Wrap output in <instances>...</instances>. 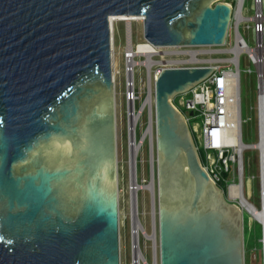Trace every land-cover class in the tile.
I'll use <instances>...</instances> for the list:
<instances>
[{"label": "water", "instance_id": "1", "mask_svg": "<svg viewBox=\"0 0 264 264\" xmlns=\"http://www.w3.org/2000/svg\"><path fill=\"white\" fill-rule=\"evenodd\" d=\"M212 1L0 0V264H120L109 19L142 18L155 47H222L232 11ZM212 73L154 82L159 264H245L242 215L172 104Z\"/></svg>", "mask_w": 264, "mask_h": 264}, {"label": "rangeland", "instance_id": "2", "mask_svg": "<svg viewBox=\"0 0 264 264\" xmlns=\"http://www.w3.org/2000/svg\"><path fill=\"white\" fill-rule=\"evenodd\" d=\"M230 0H213L209 5L216 3L229 2ZM250 2L246 1L245 7L249 8ZM245 16L251 15V12H244ZM138 18V17H132ZM135 19L130 22L132 34L126 32L125 22L113 24L115 30V60L119 71H117L116 81L114 83L115 104H116V133H117V166H118V196H119V252L120 264H133L134 249L132 233L135 236L136 225L132 224V212L135 210L137 218L144 232L139 229V247L148 264H159L158 248V218H157V198L156 182L155 191L151 185V168L155 169L156 154L155 144L151 140L155 138L154 127L149 125V111L153 110L150 105L145 104L147 98L154 97V82L156 73L166 67H172L179 64L194 66L218 64L222 69H232L233 62H230L232 55L228 53L231 47V37L226 40L222 47H176L173 54L169 50L165 59L161 55L150 57L147 65L134 67L135 82V103L134 109L137 114L142 110L140 119L136 126V146L139 148L135 152L134 181L139 186L133 192L131 198V176L133 174L130 166V148H129V125H128V108L130 103L128 93H132L127 88V76L125 73L126 48L129 43L132 47L143 41V27L139 20ZM115 25V26H114ZM129 26V27H130ZM128 27V32H129ZM231 32V30H230ZM130 33V32H129ZM239 33L244 37L250 47L254 46V37L250 31H245L244 26H240ZM119 49V50H118ZM178 52H177V51ZM187 51V52H186ZM116 52V54H115ZM180 52V53H179ZM189 52V53H188ZM193 53V54H192ZM196 55H195V54ZM190 55V56H189ZM192 56V57H191ZM194 56V57H193ZM135 61L146 62V57L136 56ZM151 60H153L151 62ZM198 62V63H197ZM211 62V63H208ZM216 62V63H215ZM237 62V61H236ZM148 63V64H149ZM144 66V67H143ZM149 69H146V68ZM152 69V70H151ZM250 69L252 74L246 73ZM240 71V100H241V118L242 124V141L245 145H254L258 143L257 128V84L255 67L249 64L246 55H241L239 61ZM119 101V102H118ZM132 104V103H131ZM149 105V106H148ZM118 114V115H117ZM119 116V117H118ZM121 126V127H120ZM189 128V127H188ZM155 142V141H154ZM244 160V193L256 208L259 207V188H258V160L259 154L255 149H247L243 153ZM254 177L255 180L251 178ZM236 182V181H235ZM137 190V191H136ZM226 201L228 197L224 194ZM133 201V202H132ZM135 203V204H134ZM231 203V202H230ZM243 241H244V261L245 264H262L261 249L259 239L261 237V227L259 224L251 221L246 212L242 213ZM149 236V237H146ZM255 257V258H254Z\"/></svg>", "mask_w": 264, "mask_h": 264}, {"label": "built area", "instance_id": "3", "mask_svg": "<svg viewBox=\"0 0 264 264\" xmlns=\"http://www.w3.org/2000/svg\"><path fill=\"white\" fill-rule=\"evenodd\" d=\"M246 1L250 2L249 8L245 7ZM224 3L229 5L232 11L226 40L231 37L230 49L236 48V46L239 48L237 67L235 64H232L234 70H227L225 68L222 69L220 66H216L218 64H201L194 66L179 64L166 68H197L206 66H211L213 68V73L206 80L197 84L188 92L175 97L172 104L184 117L189 127L200 161L201 151L205 155V164H202V166L208 173L211 181L217 187L223 184L226 188L225 194L229 202L241 212V215L243 212H246L251 221L260 225L262 235L259 239V244L261 249V261L262 264H264V151L257 149V145L264 140V0H230ZM248 11L251 12V15L245 16L244 12L248 13ZM122 19L124 18H118L113 24L125 22L127 37L128 34H132L133 31L129 25L130 33L128 32V22L137 19L143 27V19L140 20L139 17L133 20ZM242 25L245 31H250L253 35L255 43L253 47H250L244 37L239 33V28ZM141 43L149 44L144 38ZM137 47L138 45L134 46V50ZM110 48L111 62L113 64V60L115 59V30L113 25L112 28L110 26ZM172 48H169V50ZM132 54V52L127 51L124 56L125 61L129 58L132 59L134 57ZM243 54L246 55L249 64L255 67L256 74L258 93L257 130L259 140L258 143L254 145H245L242 141L243 120L241 118L239 61ZM233 58L234 56L231 57V59ZM161 70L156 73L155 78L159 76ZM132 71L134 72V69ZM234 71L238 73L237 80L229 78V74ZM116 73L118 72L116 71ZM246 73L252 74V71L248 69ZM131 92V94L130 92L128 93V100L129 102L132 101L131 103L134 106V89L131 90ZM133 106L131 108L132 112ZM129 110L130 108H128V112ZM190 113L193 115L190 116ZM134 143L136 144L135 141ZM247 149H255L259 154L258 208L245 198L244 193L243 153ZM251 179L255 180L254 177Z\"/></svg>", "mask_w": 264, "mask_h": 264}, {"label": "bare ground", "instance_id": "4", "mask_svg": "<svg viewBox=\"0 0 264 264\" xmlns=\"http://www.w3.org/2000/svg\"><path fill=\"white\" fill-rule=\"evenodd\" d=\"M118 18H111L110 19V26L112 28V25H113V22L115 20H117ZM134 18H124L122 20H133ZM140 20H142V18H140ZM137 21V20H136ZM117 24V23H116ZM130 25V22H128L127 24V29ZM115 26V25H114ZM127 51L128 52H132V56H134L132 59L129 58L128 60H126V69H125V73H126V76H127V88L129 89V91L133 90L134 87H135V82H134V73H133V69L135 66H139V65H147V66H150L152 67V63H149L148 61L150 60V57L152 56H159L161 55L163 57V60L165 59V55H162V54H167L168 53V50L169 48L168 47H155V46H152V45H149L147 43L143 44V43H140L138 44V47L135 48L134 50V47H132V45L129 43V46H127ZM172 49H175V48H172ZM170 49L169 52L170 54H173L174 50ZM119 50V49H118ZM132 50V51H131ZM187 52V51H186ZM180 53V52H179ZM189 53V52H188ZM228 53H230L232 56H234L233 59H230L229 61L230 62H233L235 63V66L237 67V56L239 54V48L236 46V48H232L228 51ZM116 54V52H115ZM193 54V53H192ZM195 54V53H194ZM196 55V54H195ZM136 56H143V57H146V62L144 61H135L134 58ZM157 56V57H158ZM190 56V55H189ZM192 57V56H191ZM194 57V56H193ZM153 60H151L152 62ZM149 63V64H148ZM198 63V62H197ZM208 63H211V62H208ZM216 63V62H215ZM143 66V67H144ZM149 67V69H150ZM112 68H113V82L115 83L116 81V71H119V68H118V65H117V62L116 60L114 59L113 60V64H112ZM146 68V67H145ZM148 69V68H146ZM148 69V71H149ZM152 70V69H151ZM232 70V69H231ZM237 77H238V73L237 72H231L229 74V78L232 79V80H237ZM157 78V77H156ZM154 78V79H156ZM153 101L154 99H152V96H151V93H150V96L147 98L145 104H149L150 105V108L152 109V106H153ZM119 102V101H118ZM148 105V106H149ZM132 104L130 103V110L128 112V117H129V121H128V125H129V134H130V138H129V148H130V153H131V158H130V166H131V170L132 172L134 171V164H135V152L136 150L139 148L138 146L135 145L134 141H135V138H133V135H134V132H135V128L137 126V123L139 121V118L141 116V113H142V110L138 112V114L135 113V109H134V106H133V112L131 110L132 108ZM116 110V109H115ZM118 115V114H117ZM119 117V116H118ZM117 122V121H116ZM121 127V126H120ZM154 127V126H153ZM257 149H260L262 151H264V140L261 141L260 144L257 145ZM264 156V154H263ZM132 178V182H131V198L133 195V192L135 191V189H137V186L138 187H142V186H139L137 184L136 186V183L134 181V172L131 176ZM152 185V184H151ZM137 191V190H136ZM133 202V201H132ZM135 204V203H134ZM240 212V211H239ZM241 213V212H240ZM261 214V213H260ZM132 224H134V226L136 227L135 229V236L134 234L132 233V239H133V249H134V261H133V264H148L147 263V260L144 258L143 256V253L139 247V240H138V237H139V229L141 231L144 232V229L141 227L140 225V222L137 218V215H136V211L134 210L132 212ZM146 237H149L146 235Z\"/></svg>", "mask_w": 264, "mask_h": 264}, {"label": "trees", "instance_id": "5", "mask_svg": "<svg viewBox=\"0 0 264 264\" xmlns=\"http://www.w3.org/2000/svg\"><path fill=\"white\" fill-rule=\"evenodd\" d=\"M201 163L204 165L205 164V155L202 153V151H201ZM218 188L220 189V190H222L223 192H224V194H225V190H226V188H225V186L223 185V184H221V185H218ZM226 195V194H225Z\"/></svg>", "mask_w": 264, "mask_h": 264}, {"label": "flooded vegetation", "instance_id": "6", "mask_svg": "<svg viewBox=\"0 0 264 264\" xmlns=\"http://www.w3.org/2000/svg\"><path fill=\"white\" fill-rule=\"evenodd\" d=\"M229 50H230V49H229ZM229 50H228V51H229ZM151 96H152V95H151ZM135 133H136V129H135ZM135 133H134V137H135ZM135 141H136V139H135ZM152 141H153V139H152Z\"/></svg>", "mask_w": 264, "mask_h": 264}]
</instances>
